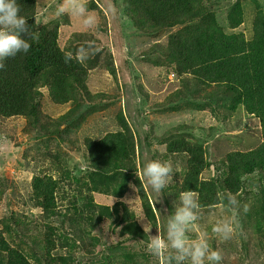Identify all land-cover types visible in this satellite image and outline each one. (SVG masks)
Segmentation results:
<instances>
[{
  "label": "trees",
  "instance_id": "1",
  "mask_svg": "<svg viewBox=\"0 0 264 264\" xmlns=\"http://www.w3.org/2000/svg\"><path fill=\"white\" fill-rule=\"evenodd\" d=\"M113 1L118 21H130L134 31L123 32L125 69L149 102V113L146 107L141 111L151 124L161 116L173 121L156 138L164 154L151 159L179 166L158 194L167 208L152 198L142 175L145 142L130 119L133 106L127 112L121 105V84L111 61L119 38L109 34L104 9L97 0H86L100 24L89 30L81 18L43 20L39 5L45 0H18L35 39L28 54L8 58L0 69V122L22 120V133L44 145L36 147L33 159L48 158L52 173L40 170L32 177L25 210L15 212L14 190L0 172V264H168L171 249L155 256L147 245L162 230L165 238L161 224L165 227L185 190H193L201 205L200 233H188L190 240L206 235L210 248L221 252V264H264V0ZM89 45L94 54L86 61L65 62L64 52L75 54ZM105 71L112 80L104 85ZM44 99L69 104L70 110L52 118L42 110ZM135 101L140 103V97ZM110 108L111 121L103 114ZM204 112L231 129L239 114L257 118L261 142L208 159L204 144L189 139L181 124ZM88 117L97 119L100 133L80 130ZM236 133L226 132L229 140ZM146 139L150 143L148 133ZM64 145L81 154L83 169L70 167ZM28 157L24 152L20 165ZM168 194L175 197L174 207ZM222 217L234 221L231 239L212 231Z\"/></svg>",
  "mask_w": 264,
  "mask_h": 264
},
{
  "label": "rangeland",
  "instance_id": "2",
  "mask_svg": "<svg viewBox=\"0 0 264 264\" xmlns=\"http://www.w3.org/2000/svg\"><path fill=\"white\" fill-rule=\"evenodd\" d=\"M97 1L99 3H97L99 9H104L103 14L106 16V25L109 28V34L112 37H116L117 39L119 38V41H116L117 43L115 42L113 44V52L115 54V57L111 61L114 65L115 61L118 64L116 65V74L118 79L120 80L121 90L123 94L121 99L122 108L127 110L128 112L130 105L133 106V112L130 113V119L135 126L137 125L140 127L139 133L141 135L142 140L145 142V144L143 145V149L140 151L139 158V163L143 165V163H146L149 160L153 159L157 152L160 154V157H158V159L162 157L166 148L160 145L156 138L159 135L163 134L164 131L170 125H172L171 122L173 121L166 120L162 116L158 119H154V124L148 123L146 121L147 118L144 117V112H142L141 110H144V108L146 107V112L149 113V102L147 101V98H145V96L141 93L138 84L135 83L134 77L130 76L127 70L125 69V59L128 57V47L126 44L127 40L123 35V32H134L132 30L131 23L128 20L118 21V18L120 17L118 14V9L115 6L113 0ZM63 3L64 0H45L44 4L39 5L41 18L43 20H48L51 17L56 16L55 12L57 7ZM218 10L219 9L216 8L217 14ZM108 21L109 26L111 27L108 26ZM121 23L125 25V28H122L123 25H121ZM132 46H134L135 48V44H132ZM135 52H137L136 49ZM134 64L135 62L133 61L131 65L133 66ZM169 78L171 80L174 79L172 75ZM102 80L104 81V85L112 80L108 71L104 72ZM141 81L142 83L146 82L144 78L141 79ZM137 96L140 97V103L138 104L135 101ZM69 107V104L53 105L47 99H44V102L42 104L43 112L48 115H51L52 118L60 116L61 114L64 115L70 110ZM113 113L114 109L111 108L103 112V114H105V117H107L110 121L112 120V118L110 117H112ZM178 116H181V114L178 113L173 117L179 118ZM149 119L152 120L151 117H149ZM179 121L180 123L183 122L182 120ZM96 123L97 119H95V117H88V120L84 122L80 130L91 135L100 133L101 130L96 127ZM233 123L235 129H231L230 127L227 128L228 125L224 124V122H222L220 119L217 120L210 113L204 112L203 114H198L195 118L185 117V123L181 124H185V126H187V128L183 129L182 132L190 134L191 136L188 138L192 141L202 142L207 149V158L214 159L217 156L223 155L227 151L233 149L243 150L253 148L261 142L259 120L257 118L243 113L239 114V117L237 116L235 121L233 120ZM22 126V120H7L5 122H0V128L5 129V132L0 134V172L3 173L6 177H8L10 184L12 185V188L14 190V194L10 196V199L12 200V209L15 212H22L23 210H25L24 206L29 200L28 197L31 189L32 177L35 174H38L40 170L48 174L52 173V171H49L50 160L48 158L45 161L40 158L33 159L32 156L36 153V147L43 149L44 145L41 144L39 142V139L36 138L34 135H24L21 129ZM226 132L232 134L236 133V135L231 137V139L229 140L228 134H226ZM6 133H8L11 137L9 138ZM146 133L150 135V143L146 139ZM216 137L218 138L215 139ZM62 147L66 152L70 167H72L73 169L75 167L83 169L86 163L81 154H78L77 152L73 151L70 147H65V145ZM24 152H27L29 154V157L22 163V165H20V161L22 160V154ZM171 158L169 160H171ZM173 164L174 163H171L172 167L179 169L178 165ZM148 190H151V188ZM150 192L152 193V191ZM153 194L155 197L153 196L152 198H157L161 209H166L167 206L161 203L158 194L154 192ZM166 197L167 201L172 205V207H174L175 197L171 196L170 194L166 195ZM157 216L159 220H162L160 212H157ZM38 218H34L32 224H36L39 221L37 220ZM161 225L162 229H165L163 224ZM195 225L196 226H194V229L198 230L199 232L200 229L197 228V223ZM161 232L162 234L160 235V238L164 239V230H162ZM135 249L137 250L138 248Z\"/></svg>",
  "mask_w": 264,
  "mask_h": 264
},
{
  "label": "clouds",
  "instance_id": "3",
  "mask_svg": "<svg viewBox=\"0 0 264 264\" xmlns=\"http://www.w3.org/2000/svg\"><path fill=\"white\" fill-rule=\"evenodd\" d=\"M55 15L81 18L83 26L89 30L95 29L98 24V19L89 11L86 0H64V3L57 7ZM22 33L28 34L27 37ZM30 33L31 26L28 19L22 15L18 0H0V69L4 68V62L8 58L30 52L32 41L35 39ZM91 49L92 46L89 45L79 48L75 54L66 51L64 60L66 63L72 60L83 63L94 54ZM111 50L115 57L113 46ZM116 65L118 64L115 61ZM174 172L176 171L170 163L158 159L144 163L142 169L143 177L156 194H161L168 188ZM138 176L140 177L139 174ZM141 182L143 183V180ZM228 199L231 204L236 203L234 197L229 196ZM200 208L198 197L193 190L181 191L175 211L166 220L165 238L161 239L160 235L151 236L147 245L148 251L152 255L160 256L171 249L167 257L168 264H221V252L210 248L206 235L189 239L188 233L194 230ZM137 218L141 221L144 219L142 215H137ZM144 228L145 231L149 230L146 229V224ZM212 231L224 240L231 239L235 231L234 221L229 217H222L215 222Z\"/></svg>",
  "mask_w": 264,
  "mask_h": 264
}]
</instances>
